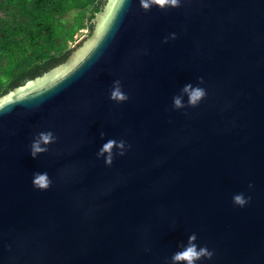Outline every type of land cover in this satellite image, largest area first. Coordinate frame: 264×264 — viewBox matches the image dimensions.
Instances as JSON below:
<instances>
[{"label":"water","instance_id":"95a60500","mask_svg":"<svg viewBox=\"0 0 264 264\" xmlns=\"http://www.w3.org/2000/svg\"><path fill=\"white\" fill-rule=\"evenodd\" d=\"M91 22L0 96V264H174L189 243L213 252L196 264H264V0H105ZM189 82L205 97L174 109ZM107 139L127 146L110 166Z\"/></svg>","mask_w":264,"mask_h":264},{"label":"trees","instance_id":"16d2710c","mask_svg":"<svg viewBox=\"0 0 264 264\" xmlns=\"http://www.w3.org/2000/svg\"><path fill=\"white\" fill-rule=\"evenodd\" d=\"M104 2L0 0V96L62 63Z\"/></svg>","mask_w":264,"mask_h":264},{"label":"clouds","instance_id":"9594fccd","mask_svg":"<svg viewBox=\"0 0 264 264\" xmlns=\"http://www.w3.org/2000/svg\"><path fill=\"white\" fill-rule=\"evenodd\" d=\"M183 0H139L141 7L145 10H149L153 5H157L162 9L165 7H179L182 4ZM172 38H175L173 34ZM201 79V83L203 78ZM206 95V90L201 87L199 84L194 85L189 82L184 84L180 89V92L173 97V108L182 109L187 106L195 107L197 106ZM185 97L187 98L185 100ZM109 98L116 102H124L128 99V96L123 92L120 82L114 81L113 87L110 91ZM101 138L105 136L104 132L100 133ZM55 135L51 131L40 132L38 138L34 139L31 146L30 155L35 158L39 153H42L47 150L46 146L50 143L55 142ZM126 145L123 140L116 141L114 139H107L99 148L97 152V158H103L106 165H111L113 161V149L118 150L119 155H124L126 151ZM50 179L48 178L47 173H39L37 177L34 178V185L41 190H46L50 186ZM251 188L252 186L249 185ZM250 197H246L244 193H237L233 195L232 201L234 204L244 207L249 203ZM195 236H190L189 241H194ZM213 252L204 247H198L195 243H189L185 248L183 253H177L172 257V260L175 264L176 261L181 259L185 260L187 264H196L197 261L202 258H207L211 260Z\"/></svg>","mask_w":264,"mask_h":264},{"label":"rangeland","instance_id":"374dc122","mask_svg":"<svg viewBox=\"0 0 264 264\" xmlns=\"http://www.w3.org/2000/svg\"><path fill=\"white\" fill-rule=\"evenodd\" d=\"M71 16V15H69ZM95 23V22H94ZM89 29L84 28L81 30V34L79 37L75 40L73 44L70 45L69 55H72L74 51H76L79 47L82 46L83 43H85L89 38Z\"/></svg>","mask_w":264,"mask_h":264}]
</instances>
